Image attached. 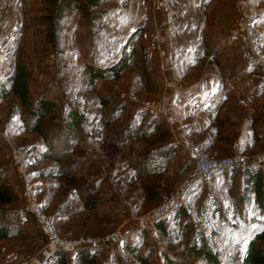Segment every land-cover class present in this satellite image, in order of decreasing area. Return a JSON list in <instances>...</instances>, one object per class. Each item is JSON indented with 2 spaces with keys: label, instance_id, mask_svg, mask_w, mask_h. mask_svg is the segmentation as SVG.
Segmentation results:
<instances>
[{
  "label": "rangeland",
  "instance_id": "obj_1",
  "mask_svg": "<svg viewBox=\"0 0 264 264\" xmlns=\"http://www.w3.org/2000/svg\"><path fill=\"white\" fill-rule=\"evenodd\" d=\"M11 1L13 7L11 4L4 11L0 9V186L9 189L12 199L0 204V227L16 234L0 240V264L9 254L17 255L19 260H30L31 264H74L75 252L66 251L63 259L52 256V246L48 245L37 220L27 214L28 200L37 202L42 211L53 218L56 234L61 238L97 239L120 229L121 238L100 246L93 254L92 264H143L140 258L145 264H166V258L172 264H209L202 253L190 247L192 242L196 245L191 232L196 229L195 215L203 198V188L198 189L191 200V232H180L184 218L177 221L171 213L162 216L166 239L150 224L144 225L141 219L159 203L145 200L141 194L139 197L130 195L128 188L137 185L140 179L129 184L120 179L121 175L132 173L127 161L134 151H151L168 143H179L169 156L164 172L173 178L174 185L162 201L171 196L191 169L181 137L199 144L211 131L202 129L206 112L201 106L200 88L195 91L197 97L190 111L184 109V114L179 115L174 107L157 109L144 105L143 102L155 101L166 94L167 86L162 78L171 70H166L156 55L145 58L144 41L130 35L143 24L139 22L128 30L135 20L122 13V0H99L95 4L90 0H67L60 15L56 12L57 0ZM15 10H18L17 15H12ZM178 14L176 10V17ZM162 17V21H166L165 10ZM9 20L14 22L11 28L7 25ZM158 23L146 28L152 30ZM185 29L184 35L189 36L192 29ZM132 44L135 48L132 62L118 78L87 81L89 64H110ZM169 50L171 60L174 47ZM218 61H222V57ZM237 63L238 60L233 63L225 59L224 74L216 81L203 70V61L194 66L190 64L183 75H187L189 84L225 82L233 89L228 92L229 103L223 106L218 107L224 97L222 88L216 98L210 100L209 107L216 106L212 118L214 123L222 121V131L220 137H215L214 149L204 152L216 157L227 155L225 149L231 153L234 141H239L248 155L264 150L261 70L255 64H248L246 58L239 66ZM18 65L27 72L30 105H23L11 90L10 77ZM42 100L51 101L53 107L42 119L40 133L30 125L32 112ZM100 100L107 104L101 105ZM207 103L208 100H204L203 105ZM72 109L83 111L87 120L94 123L102 119L110 124L97 132V124L85 125L81 140L69 143L67 139L72 135L64 130V118ZM172 115L178 116L177 122L170 123ZM144 127L147 129L142 130ZM134 128V137L123 143L124 131H134ZM153 128L156 132L149 134ZM160 133L165 134L159 136ZM19 146L26 150L23 169L11 159L13 149ZM154 160L160 158L155 156ZM56 168L66 169L73 183L91 185L93 190L89 193L100 201L98 205L92 210L81 209L73 187L47 176L49 170ZM238 172L231 181L220 183L218 176L228 173L217 174L216 228L211 247L207 249L223 264H248L243 261L248 242L264 224V209L254 205L252 194L247 196L243 176ZM70 180L66 183H71ZM66 204L73 208L64 210L62 207ZM257 244L264 245L261 241ZM91 247L84 243L77 249Z\"/></svg>",
  "mask_w": 264,
  "mask_h": 264
},
{
  "label": "trees",
  "instance_id": "obj_2",
  "mask_svg": "<svg viewBox=\"0 0 264 264\" xmlns=\"http://www.w3.org/2000/svg\"><path fill=\"white\" fill-rule=\"evenodd\" d=\"M92 3H96L99 0H90ZM91 3V4H92ZM67 5V0H57L56 7L58 14L60 15L61 12L64 11L65 7ZM142 27H136L133 29L130 33L132 38H140L141 41V32ZM138 36V37H137ZM135 52L134 45L132 44L129 46V48L125 51H122L120 56L115 59L110 64L106 65H94L89 64L87 69V81L89 83H94L97 80L100 79H115L118 78L122 71L132 62V56ZM192 53L189 51V55L186 57L180 58V66L178 68L179 71H183L184 67L186 68L189 61L192 59ZM171 64H174L173 55H171ZM27 72L24 70L22 65H18L16 68L15 73L12 77H10V83H11V90L13 94L19 99V101L23 105H30V98H29V91L27 88ZM101 105H106L107 102L105 100H100ZM52 102L48 100H42L38 103L37 109L32 112V120H31V129L34 131H38L41 133L43 131L41 125L42 119L50 113L52 109ZM216 109V106L214 107H206L204 108L206 114V120L202 125L203 131L211 130L209 132V135L205 137L203 140H199V137H196V141L199 140V144L196 142L199 146V148L204 152L206 150H212L215 147V141L217 138L216 136L220 137V133L222 131V121L218 120L214 123L215 119L212 118L213 111ZM66 120L64 125V130L68 133L71 132V135L67 141L69 143H74L76 141L81 140L82 136L81 133L84 132L83 126L85 125H96L97 128L96 132L99 131V129H104L109 126V122L104 121L102 119H98L95 123L92 121L87 120L85 117V113L78 110H69L67 111L65 118ZM218 119V118H217ZM154 121V120H152ZM42 129V130H41ZM147 127H144L142 130H146ZM75 130V131H74ZM156 131L154 128L150 130L148 133L152 134ZM100 133V132H99ZM124 137H123V143L126 141V139L130 137H134L133 134H135V128L134 131L130 129H126L124 131ZM165 134V133H164ZM163 133H160L159 136H164ZM81 136V137H80ZM216 139V140H215ZM253 140V138H251ZM106 141H103L105 143ZM179 144V143H178ZM177 143H168L165 145H162L161 147H158L157 149L146 151V150H137L134 151L130 157V159L127 161L129 163L128 166H131L132 173H129L127 175H121L120 179L124 180L126 183H133L140 179V182H138L137 185L131 186L128 188L130 191L131 196H141L143 195V198L145 200H149L153 203H160L163 198L169 195L171 190L173 189L174 180L170 176L164 175V172L167 168L168 158L169 156L175 152ZM231 150V146H230ZM227 155L230 154V151L227 149L224 150ZM232 152V151H231ZM205 153V152H204ZM208 156H216L211 152L205 153ZM159 157L160 160L156 161L154 158ZM188 157V156H187ZM140 158V159H137ZM188 159L191 162V169L193 168V162L188 157ZM189 170V173L191 171ZM241 173L243 176V184L244 189L248 193L247 196L251 195L253 196L252 201L254 205L257 208L264 209V171L260 167H254L251 166L249 163L244 165H235L230 168L222 169L217 172V174H221L223 172L228 173L227 180L231 181L232 178L235 176L237 171ZM238 172V173H239ZM69 172L66 169H52L47 172V176H50L51 178H54L60 182H63V184L69 185L73 187V195L76 197V201L81 203V209L86 210H92L93 208L98 205L99 200H96L94 197L90 195L92 193V186L86 183H73L72 176L68 174ZM187 173L186 177L189 175ZM69 178H71V183L68 182ZM76 182V181H75ZM218 186V183H216L215 190ZM204 189V185L199 179H194L189 188L183 193L182 198L184 200H188L191 205V212H192V203L191 200L194 199L198 189ZM198 190V191H197ZM90 191V193H89ZM197 191V192H196ZM12 199L11 193L9 189L6 186H0V204L7 203ZM83 201V203L81 202ZM64 210L73 208V205L70 206V204H66V206L62 207ZM123 212H126L125 210ZM187 213L182 207H177L174 209L171 214H173V219H177V221H182L180 226V232L182 234H187L189 231L191 232V221L189 215L191 214ZM127 213V212H126ZM197 213V212H196ZM28 215L31 217L35 216L31 212H27ZM216 215V212H215ZM105 218V215L103 216ZM36 219V218H35ZM106 219V218H105ZM162 216L159 218L154 219L150 224L151 228H154L155 231H157L162 237L167 239V231L164 228V225L161 223ZM195 222H196V229L191 232L192 239L196 243V245L192 242L190 244V247L195 251L196 253H202L203 257L209 264H223L217 257V255L213 252L207 249L206 243L199 239H196L194 237V233L199 230V225L196 220L195 215ZM41 228V227H40ZM144 229H146L144 227ZM42 230V229H41ZM44 233V231L42 230ZM103 232V230H101ZM16 234L14 231L5 229L0 227V240L3 238L10 237L12 235ZM48 245H49V237L44 233ZM258 241H261L264 243V224L263 228L254 234L252 239L248 242L246 253L244 255L243 261L248 264H264V245L260 246L257 244ZM115 242V241H114ZM102 246L99 245L97 247H91L90 249H77L74 250H64L59 247H51L53 249V252L51 253L54 257H59L60 259H63V254L68 252H75L74 256V264H92L93 263V254H95V251L98 250V248ZM205 248V249H204ZM59 260V259H58ZM140 261L145 264L146 261L143 260V258H140ZM166 264H172L171 260L166 258L165 259ZM236 264V263H233Z\"/></svg>",
  "mask_w": 264,
  "mask_h": 264
},
{
  "label": "crops",
  "instance_id": "obj_3",
  "mask_svg": "<svg viewBox=\"0 0 264 264\" xmlns=\"http://www.w3.org/2000/svg\"><path fill=\"white\" fill-rule=\"evenodd\" d=\"M126 3L127 5H125ZM164 5L165 0H157L153 4H150L149 0H122V13L135 20L133 22L132 19L133 23L130 24L128 30L139 22L143 24L139 26L143 28L140 37L142 42H145L146 32L149 28L158 22H162ZM250 5L257 10L256 23L264 33V0H250ZM178 11L179 21L175 28L169 31V37H173L174 41V52L171 54L173 55L174 64L168 76L162 78L165 81L162 82L167 86V90H165L167 92L155 101L143 102L144 105H150L152 108L157 109L174 107L179 115L184 114V109L188 112L190 111L191 105L197 97L195 91H198L199 88L202 101L208 100L207 105H203L202 102L201 106L203 108L211 105L210 100L216 98L220 88H222V94L224 92V97L222 96L223 98L219 102L218 107L229 103L227 101L229 99L228 92L230 90L233 91V89L229 88L225 82H216L215 85L212 81L210 85L206 82H201L197 85H194V83L189 84L188 81L190 80L187 79V75L183 76L187 72L186 68L184 67L183 71H179L178 68L180 66V58L188 56L189 51L193 55L186 67H189L190 64L193 66L197 65L199 61H203V70H206L205 73L208 75L211 74L215 78L214 81L218 79L219 75L224 74L225 59H231L233 63L238 60L237 65H240L245 58L246 49L241 37L245 16L241 0H194V2L192 0H183L182 6L177 9ZM17 13L18 10H15L12 15H17ZM12 21L9 20L7 24L10 28L14 26ZM151 22H154L153 25H151ZM146 26H149V28H146ZM185 27L188 28V31L190 28L192 29L189 36L183 33V30L187 32ZM10 28L6 30H10ZM221 57L222 61H218ZM183 137H181L180 141L183 140ZM250 156L249 164L251 166L260 167L259 164L264 162V150ZM227 178V175H219L218 183L225 182Z\"/></svg>",
  "mask_w": 264,
  "mask_h": 264
},
{
  "label": "built area",
  "instance_id": "obj_4",
  "mask_svg": "<svg viewBox=\"0 0 264 264\" xmlns=\"http://www.w3.org/2000/svg\"><path fill=\"white\" fill-rule=\"evenodd\" d=\"M157 0H149L156 2ZM244 10V24L242 39L245 44V58L248 64H255L261 70V76L264 80V33L256 23L257 10L250 5V0H241ZM183 0H165L164 10L166 13V21L147 31L146 40L144 42V56L151 58L157 56L163 67L171 70L170 47H174L170 43L169 31L173 25L178 22L176 10L182 6ZM11 0H0V9L3 11L11 6ZM175 115V114H174ZM172 115L169 118L170 123H175L178 116ZM174 116V117H173ZM173 117V119H172ZM181 145L185 149L187 156L193 162L187 178H185L171 194L170 197L160 202L153 209L145 213L141 219L148 225L154 219L172 212L178 206H181L187 213L191 211V205L188 200L182 198L183 193L189 188L194 179H199L204 185L203 198L199 202L196 213V220L199 225V230L194 233V237L203 240L206 247H211L212 236L216 225L214 222L215 212L218 206L214 197L215 187L217 183V172L222 169L230 168L235 165H244L250 162L251 156L244 152L243 146L239 141H234L231 144V153L225 156H208L197 144L188 139L182 140ZM25 147L19 146L13 149L12 162L19 168L23 169L25 160ZM260 168L264 169V162L259 164ZM26 209L31 212L41 229L48 235L50 241L49 246L59 247L64 250H75L82 244L88 243L93 247L105 245L117 241L122 236V231H115L97 239H84L79 237L61 238L56 234V228L53 218L45 214L35 201L28 200ZM2 264H31L30 260L18 259L17 255L9 254L2 260Z\"/></svg>",
  "mask_w": 264,
  "mask_h": 264
}]
</instances>
